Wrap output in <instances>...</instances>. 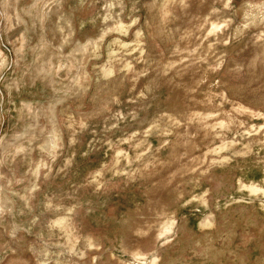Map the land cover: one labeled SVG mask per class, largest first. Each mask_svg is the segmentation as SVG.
<instances>
[{"label": "rangeland", "instance_id": "rangeland-1", "mask_svg": "<svg viewBox=\"0 0 264 264\" xmlns=\"http://www.w3.org/2000/svg\"><path fill=\"white\" fill-rule=\"evenodd\" d=\"M0 264H264V0H0Z\"/></svg>", "mask_w": 264, "mask_h": 264}]
</instances>
